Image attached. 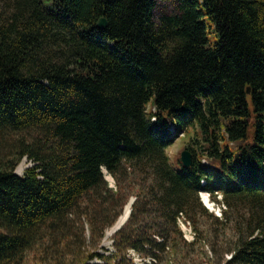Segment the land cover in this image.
<instances>
[{
  "label": "trees",
  "instance_id": "1",
  "mask_svg": "<svg viewBox=\"0 0 264 264\" xmlns=\"http://www.w3.org/2000/svg\"><path fill=\"white\" fill-rule=\"evenodd\" d=\"M172 4L0 0V264H264V0Z\"/></svg>",
  "mask_w": 264,
  "mask_h": 264
},
{
  "label": "rangeland",
  "instance_id": "2",
  "mask_svg": "<svg viewBox=\"0 0 264 264\" xmlns=\"http://www.w3.org/2000/svg\"><path fill=\"white\" fill-rule=\"evenodd\" d=\"M43 1L47 5L53 4V0H43ZM172 3H173V0H158V6H159L160 10H170L172 8V5H173ZM209 35L211 38L214 37L213 32H209ZM148 108H153L151 101L148 103ZM192 136H194V135H192ZM192 136H189L187 133L185 135L180 134L179 137L174 141V143L168 147L167 150H168V154L170 156L172 163L176 164L177 160L179 158L181 159L182 151L187 149V148H185L187 146V144L192 143V141L190 140ZM203 161L206 164L210 163L208 158H204ZM34 165H35V162H33L30 158L23 157L22 160L20 161V163L17 165L15 172L16 173L19 172L20 174L18 173V175L23 176L25 173V170L27 168L34 166ZM104 172H105V177L109 181L110 185L115 186V180H114L113 176L106 169H104ZM200 197H201V199H203V198L204 199L207 198V200L210 199V204H208L210 206V208L207 207L205 205V203L203 202L204 205L210 211H213L215 214L220 215L219 214V204L215 203L211 199V196L208 195V193H206L205 191H202L200 193ZM218 197H220V195H218ZM180 227H181L182 231L184 232V237L188 241H193L195 239V232H194V229L192 228V225H191V228L190 227L185 228V227H182L181 225H180ZM190 230H192V232ZM105 235H106V238L103 239L102 245L106 246L110 251H113L114 250V247H113V241L114 240L112 238H113L114 234L108 235L107 233H105ZM193 236H194V238H192ZM109 242H110V244H108ZM205 249L208 251L210 257L214 256V250H213L211 245H206ZM190 250H191V252H189L188 258H187L188 264H206L202 261H207V259H209V257L208 258L206 256L202 257L201 252H200L201 250L198 246H195L193 249L191 248ZM230 256H231L230 254H225V258H229ZM166 264H176V263L169 261Z\"/></svg>",
  "mask_w": 264,
  "mask_h": 264
},
{
  "label": "water",
  "instance_id": "3",
  "mask_svg": "<svg viewBox=\"0 0 264 264\" xmlns=\"http://www.w3.org/2000/svg\"><path fill=\"white\" fill-rule=\"evenodd\" d=\"M98 25L100 27H102V28L106 27L108 25V19H107V17L106 16H101L99 18V20H98ZM250 89L251 88L249 86L248 87V91H250ZM181 161H182V163L185 166H190L192 164V162H193L192 152L189 149H185V150L182 151ZM134 201H135V197H132L128 201V203L125 205V207L123 209L122 214L118 217V219L116 220L115 224L111 228L107 229L106 233L108 231H111L113 233H116L118 230H120L123 227V225L126 223V221L128 220V218L130 217V214H131V211H132V208H131L129 214L123 219V216H124L125 210H126V206L133 204ZM104 238H106V235H105Z\"/></svg>",
  "mask_w": 264,
  "mask_h": 264
},
{
  "label": "built area",
  "instance_id": "4",
  "mask_svg": "<svg viewBox=\"0 0 264 264\" xmlns=\"http://www.w3.org/2000/svg\"><path fill=\"white\" fill-rule=\"evenodd\" d=\"M153 119L155 120V117H153ZM208 195H209V193H208ZM220 197H221V195H220ZM223 207H225V206L223 205ZM219 214H220L219 216L222 215V207L220 205H219ZM178 221L182 227H185V228L190 227L191 228L190 221H186L184 219L183 215H181L178 218ZM190 231L192 232V230H190ZM192 238H194V236ZM129 255L133 258V260L136 264H147V263H151L152 261H155V259H153L152 257H144V256L140 255V253H138L135 249H130Z\"/></svg>",
  "mask_w": 264,
  "mask_h": 264
},
{
  "label": "bare ground",
  "instance_id": "5",
  "mask_svg": "<svg viewBox=\"0 0 264 264\" xmlns=\"http://www.w3.org/2000/svg\"><path fill=\"white\" fill-rule=\"evenodd\" d=\"M19 173V172H18ZM20 174V173H19ZM206 200V202L208 203V204H210V201L209 200H207V198L205 199ZM131 206H132V204L131 205H128V206H126V210H125V214H124V216H123V219L129 214V212H130V209H131ZM122 219V220H123ZM107 234L108 235H112V234H114L113 232H111V231H108L107 232ZM108 237V236H107ZM108 244H110V242L108 243Z\"/></svg>",
  "mask_w": 264,
  "mask_h": 264
}]
</instances>
